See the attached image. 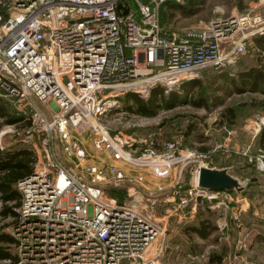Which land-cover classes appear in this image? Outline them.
I'll use <instances>...</instances> for the list:
<instances>
[{
    "label": "built area",
    "instance_id": "1",
    "mask_svg": "<svg viewBox=\"0 0 264 264\" xmlns=\"http://www.w3.org/2000/svg\"><path fill=\"white\" fill-rule=\"evenodd\" d=\"M135 1L133 10L128 0H0V95L29 120L22 140L34 148L32 171L16 182L12 264H168L148 252L166 234L158 198H178L192 217L198 199L230 193L198 184L209 150L178 139L137 146L110 133L106 115L128 90L147 95L206 67L229 68L264 34V15L229 14L166 34V0ZM250 122L256 134L264 115ZM226 131V146L215 149L230 151ZM254 160L263 168L264 150ZM188 167L194 182L181 193ZM108 184H126L128 199L108 195Z\"/></svg>",
    "mask_w": 264,
    "mask_h": 264
},
{
    "label": "rangeland",
    "instance_id": "2",
    "mask_svg": "<svg viewBox=\"0 0 264 264\" xmlns=\"http://www.w3.org/2000/svg\"><path fill=\"white\" fill-rule=\"evenodd\" d=\"M128 1L130 7L136 9V1ZM256 1L181 0V6L175 4L162 7L161 27L166 34H170L187 27L205 26L211 20L229 14L258 11L264 15V2L261 4ZM182 9L194 11L184 15L181 13ZM263 53L264 50L256 47L251 38L247 50L240 54L229 68L218 70L207 67L199 70L194 75L199 79V83L191 89L189 100L171 106L161 105L148 113H141L130 99L126 103L122 94L120 107L106 115L105 123L112 134L125 135L137 146L148 143L160 145L167 139H178L184 145L209 150V164L217 167L228 166L229 171L244 182L239 190L230 191L228 194L219 193L216 197L218 202L213 201V198L198 199L202 201L196 205L192 217L186 215L185 208L176 206L178 198L170 200L159 197L154 210L159 220L166 223V234L163 240H156L148 249L149 253L158 250V260L168 264H264V166L259 168L254 160V155L261 151L255 137L261 128L253 134V123L250 122L256 114H264V93L246 89L250 87L242 83L243 89L237 91L232 83L227 85L226 79V76L235 77L240 70L257 64L258 55ZM193 98H206L209 107L194 105ZM0 100L7 106L9 113L22 116V112L17 111L9 101L2 97ZM129 105L132 108L128 107ZM230 105L236 108L234 119L221 114V111ZM28 125L26 118L16 123H8L0 116V131H5L0 136L3 146L1 149L16 142H24L22 139ZM226 129L232 130L228 143L230 151H225L222 147L215 149L219 144L226 146ZM84 133L85 131L76 134L78 137L87 138ZM86 144L88 150L94 152L89 140ZM97 154L102 156V153ZM193 182L194 176L188 167L180 181V192L185 193ZM111 190L115 191L116 195H112ZM105 191L110 196L128 199L126 184H108ZM166 194L165 192L163 195ZM191 205L192 200L188 205L189 210ZM196 217L207 219L210 231L205 237H200L189 228L196 222ZM12 222L11 216L3 218L0 215V231L12 235ZM6 245L12 254H16L13 242ZM212 257L214 260H211ZM12 263L9 259L0 258V264Z\"/></svg>",
    "mask_w": 264,
    "mask_h": 264
},
{
    "label": "trees",
    "instance_id": "3",
    "mask_svg": "<svg viewBox=\"0 0 264 264\" xmlns=\"http://www.w3.org/2000/svg\"><path fill=\"white\" fill-rule=\"evenodd\" d=\"M179 3V4H178ZM181 6L180 2H176L175 0H166L164 2L165 6L175 5ZM183 4V3H182ZM194 11V10H193ZM192 10L188 12L192 13ZM254 44L261 50H264V34H257L252 37ZM258 63L255 65H251L244 70H240L237 73V76L230 77L226 79L229 85L232 83L237 91L243 89L244 84H247L248 87L246 89H251L253 91H261L264 93V53L259 54ZM207 68V67H206ZM214 68V67H209ZM205 69V68H203ZM199 83V79L192 77L189 79L182 80L176 87L165 90L163 85L157 84L150 88L147 95H141L137 92L128 90L123 95V100L128 103L129 99L136 106L137 111L141 113H148L154 108H158L161 105L171 106L177 102H185L190 99L192 95L191 89L196 87ZM224 83V81L222 82ZM240 83V86H239ZM225 85L224 88L227 87ZM184 89V90H183ZM245 89V87H244ZM181 90V91H180ZM183 90V91H182ZM203 93V92H202ZM3 99L5 97L1 96ZM9 101L8 99H6ZM207 99L196 100L192 99V103L194 105H203L209 107V104L206 102ZM10 102V101H9ZM263 102V100H261ZM11 103V102H10ZM125 103V104H126ZM252 103V100L250 101ZM12 104V103H11ZM14 105V104H13ZM15 106V105H14ZM7 106L3 101L0 100V116L4 117V120L8 123H16L20 121V119L24 118V114L21 110L22 116L17 114L9 113ZM131 107L132 106H128ZM16 111V113H18ZM230 116L231 119H234L236 116V108L233 105L226 106L221 114ZM29 122V120H28ZM258 144L264 148V126L261 128L259 135L257 137ZM34 159V154L32 151L26 147H14V144L6 147L5 149H0V215L5 218L7 216L13 217L15 215L14 206H16L19 202V191L16 187V182L18 179L27 175L32 171V162ZM234 191V190H231ZM112 195H116L115 191H110ZM119 200H121L118 197ZM196 222L189 226L191 230H193L200 237H205L207 233L210 231L208 229V222L206 218H197ZM13 236L6 231H0V258L1 259H9L11 262H14L16 259V254H12L7 247V243L13 242ZM6 243V244H4ZM220 259V255L219 258ZM211 260H214L213 257Z\"/></svg>",
    "mask_w": 264,
    "mask_h": 264
},
{
    "label": "water",
    "instance_id": "4",
    "mask_svg": "<svg viewBox=\"0 0 264 264\" xmlns=\"http://www.w3.org/2000/svg\"><path fill=\"white\" fill-rule=\"evenodd\" d=\"M123 12H126L124 9ZM198 184L212 189L239 190L244 182L229 171L228 166H213L202 162L198 171Z\"/></svg>",
    "mask_w": 264,
    "mask_h": 264
},
{
    "label": "crops",
    "instance_id": "5",
    "mask_svg": "<svg viewBox=\"0 0 264 264\" xmlns=\"http://www.w3.org/2000/svg\"><path fill=\"white\" fill-rule=\"evenodd\" d=\"M256 2L262 4V3L264 2V0H257ZM163 6H165L164 3H163V5H162L161 8H160V12H161V9H162ZM181 13L184 14V15L192 14V13H190V12H188L187 10H184V9H182ZM164 32H165V31H164ZM173 32H174V31H173ZM171 33H172V32H171ZM263 115H264V114H263ZM261 128H262V127H261ZM259 132H260V131H258V133L255 135V137H258ZM14 147H26V148H28V149H30V150L32 151V154H34V148L32 147V145H28L27 143H24V142H22V141H20V142H16V143L14 144ZM258 149H261V150H262V149H264V148H262V147L259 145V146H258ZM122 264H136V263H130V262L124 260V261L122 262Z\"/></svg>",
    "mask_w": 264,
    "mask_h": 264
},
{
    "label": "bare ground",
    "instance_id": "6",
    "mask_svg": "<svg viewBox=\"0 0 264 264\" xmlns=\"http://www.w3.org/2000/svg\"><path fill=\"white\" fill-rule=\"evenodd\" d=\"M5 131L1 132V135L4 133Z\"/></svg>",
    "mask_w": 264,
    "mask_h": 264
}]
</instances>
